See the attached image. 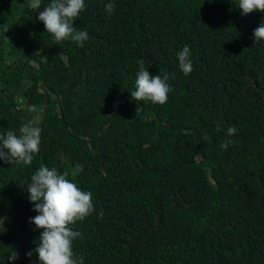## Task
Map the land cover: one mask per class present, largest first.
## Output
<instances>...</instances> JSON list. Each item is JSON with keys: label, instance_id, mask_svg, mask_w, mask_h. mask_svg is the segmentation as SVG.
<instances>
[{"label": "trees", "instance_id": "obj_1", "mask_svg": "<svg viewBox=\"0 0 264 264\" xmlns=\"http://www.w3.org/2000/svg\"><path fill=\"white\" fill-rule=\"evenodd\" d=\"M108 2L84 0L80 46L39 21L51 0H0V137L41 129L30 165L0 160V264H41L27 192L41 165L93 193L95 211L72 225L84 264H264V42L253 41L264 13L242 15L239 0H111L109 15ZM141 60L169 75L167 103L132 99Z\"/></svg>", "mask_w": 264, "mask_h": 264}, {"label": "clouds", "instance_id": "obj_2", "mask_svg": "<svg viewBox=\"0 0 264 264\" xmlns=\"http://www.w3.org/2000/svg\"><path fill=\"white\" fill-rule=\"evenodd\" d=\"M42 0H30L29 7L33 10L41 8ZM242 15L259 11L264 13V0H239ZM85 9L84 0H51V3L38 12L39 21L43 22L46 32L52 34L56 43L66 40L76 42L83 46L88 39L87 30H77L74 22ZM115 10V4L109 0L105 4V11L111 15ZM254 45L264 42V23H261L253 32ZM179 67L184 75L193 71L191 50L188 46L177 53ZM174 79V75L172 76ZM169 75H150L143 60L139 61V67L135 80V90L131 97L135 101H151L165 104L168 94L173 91L168 83ZM118 103V102H117ZM43 104V103H42ZM29 111H37L35 105L30 106ZM217 131H220V123L217 122ZM235 126L227 128L229 137L236 133ZM0 160L7 163H22L30 165L34 154L40 150L41 129L32 125H24L19 129V135L15 131H8L6 136L0 137ZM233 141L226 139L220 147L227 149ZM83 171L82 165H76L71 172L75 177ZM69 172L62 174L55 167L48 168L41 165L30 178L27 192L29 200L33 203V211L38 213L30 218L29 222L37 229H43L40 234L39 244L34 249L38 254L41 264H84V257L77 256L73 251V242L81 236L79 231L72 227L77 221L84 220L95 209L93 205V193L81 190L76 183L68 179ZM28 257L33 251L26 253ZM10 261L18 259V254L13 251L8 258Z\"/></svg>", "mask_w": 264, "mask_h": 264}, {"label": "water", "instance_id": "obj_3", "mask_svg": "<svg viewBox=\"0 0 264 264\" xmlns=\"http://www.w3.org/2000/svg\"><path fill=\"white\" fill-rule=\"evenodd\" d=\"M45 101H46V94H45V99L43 100V104H42V111L44 110Z\"/></svg>", "mask_w": 264, "mask_h": 264}, {"label": "rangeland", "instance_id": "obj_4", "mask_svg": "<svg viewBox=\"0 0 264 264\" xmlns=\"http://www.w3.org/2000/svg\"><path fill=\"white\" fill-rule=\"evenodd\" d=\"M18 99H19V97H18Z\"/></svg>", "mask_w": 264, "mask_h": 264}]
</instances>
